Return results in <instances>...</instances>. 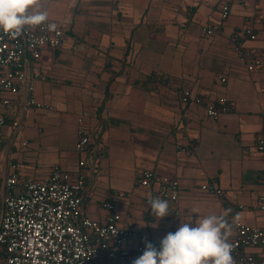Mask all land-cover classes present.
I'll return each instance as SVG.
<instances>
[{"label": "crops", "instance_id": "crops-1", "mask_svg": "<svg viewBox=\"0 0 264 264\" xmlns=\"http://www.w3.org/2000/svg\"><path fill=\"white\" fill-rule=\"evenodd\" d=\"M221 3L229 6L223 20ZM38 7L69 37L60 50L45 49L29 63L30 75L38 73L32 96L43 107L24 106L13 96L4 108L0 186L11 163L20 181L42 180L53 165L81 169L85 215L102 222L108 213L102 202H116L118 225L141 234L128 246L160 243L181 223L225 210L226 219L264 228V210L257 207L264 155L255 149L264 139V71L239 64L231 40L233 31L250 25L257 37L243 44L264 51V0H38ZM163 75L171 78L168 85L160 83ZM184 90L210 101L224 96L231 109L213 120L202 105L180 101ZM79 118L89 130L83 152L74 148ZM19 135L28 146L17 152ZM146 169L180 183L178 201L159 221L145 202L157 184L137 183ZM205 183L222 195L203 191ZM136 258L95 256L94 262L133 264Z\"/></svg>", "mask_w": 264, "mask_h": 264}, {"label": "built area", "instance_id": "built-area-1", "mask_svg": "<svg viewBox=\"0 0 264 264\" xmlns=\"http://www.w3.org/2000/svg\"><path fill=\"white\" fill-rule=\"evenodd\" d=\"M220 18L229 15V6L221 3L217 6ZM55 24V30L48 25ZM206 35L215 34L214 27H203ZM69 37L65 28L47 19L39 26L25 27L18 36H11L0 31V148L5 141L4 108L9 106L13 96H20L21 104L29 107H43L32 96L34 83L38 77L29 73L31 60L40 59L45 49L60 50ZM256 34L250 25H244L233 31L232 50L239 64L251 71H264V51L249 48L243 44L245 39L255 40ZM77 42L71 49H77ZM162 85H168L171 78L163 75ZM225 82V78H220ZM264 96V87L260 88ZM183 104L193 102L202 105L207 117L216 120L231 109L229 101L222 96L214 101L184 90L180 96ZM264 121V108L260 110ZM74 148L83 152L89 144V130L78 119ZM255 149L264 155V139L259 138ZM178 150L184 148L178 146ZM85 162L79 160L82 168ZM137 183L144 188L156 189L145 202L150 206V198H161L175 205L180 194V183L168 176L157 177L150 169L142 171ZM85 176L81 169L68 171L53 165L42 180L23 179L19 181L18 165L11 163L6 169L0 186V255L1 264H95V256L124 259L139 257L145 250V242L139 241L134 246L127 244L132 239H140L139 231L118 225L121 213L114 201L102 202V208L108 213L104 221H98L85 215L82 190ZM201 189L209 194L221 196L222 190L205 183ZM122 195V194H121ZM243 206H240L242 208ZM257 207L264 210V195L258 197ZM178 214V210L174 211ZM232 224L229 243L232 245L233 264H264V228L250 226L240 220L227 218Z\"/></svg>", "mask_w": 264, "mask_h": 264}, {"label": "clouds", "instance_id": "clouds-1", "mask_svg": "<svg viewBox=\"0 0 264 264\" xmlns=\"http://www.w3.org/2000/svg\"><path fill=\"white\" fill-rule=\"evenodd\" d=\"M47 19L48 13L39 10L38 0H0V31L6 34L18 36L25 27L42 25ZM48 28L55 30L56 25L49 24ZM149 203L158 221L170 214L168 201L157 197L150 198ZM189 211L199 216L198 209ZM229 211L181 223L175 232L162 238L159 248L146 241L143 254L133 264H233L232 245L228 242L232 224L226 219Z\"/></svg>", "mask_w": 264, "mask_h": 264}, {"label": "rangeland", "instance_id": "rangeland-1", "mask_svg": "<svg viewBox=\"0 0 264 264\" xmlns=\"http://www.w3.org/2000/svg\"><path fill=\"white\" fill-rule=\"evenodd\" d=\"M23 143V144H22ZM28 146L27 140H24L20 137V135L18 136V138L14 141V149L17 152H20L22 150H24L26 147ZM19 164H20V160H18ZM20 181V180H19ZM1 264V263H0Z\"/></svg>", "mask_w": 264, "mask_h": 264}, {"label": "trees", "instance_id": "trees-1", "mask_svg": "<svg viewBox=\"0 0 264 264\" xmlns=\"http://www.w3.org/2000/svg\"><path fill=\"white\" fill-rule=\"evenodd\" d=\"M2 262V256L0 255V263Z\"/></svg>", "mask_w": 264, "mask_h": 264}]
</instances>
